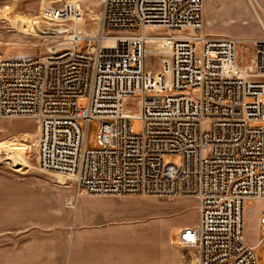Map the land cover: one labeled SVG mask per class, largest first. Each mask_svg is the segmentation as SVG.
Wrapping results in <instances>:
<instances>
[{
    "label": "built area",
    "instance_id": "obj_1",
    "mask_svg": "<svg viewBox=\"0 0 264 264\" xmlns=\"http://www.w3.org/2000/svg\"><path fill=\"white\" fill-rule=\"evenodd\" d=\"M100 7L88 34L80 1L47 3V19L71 22L68 43L40 56H0V119H33L40 169L89 195L193 197L199 220L180 228L179 245L197 249L198 264H259L244 207L264 200V36L207 33L204 0Z\"/></svg>",
    "mask_w": 264,
    "mask_h": 264
},
{
    "label": "rangeland",
    "instance_id": "obj_2",
    "mask_svg": "<svg viewBox=\"0 0 264 264\" xmlns=\"http://www.w3.org/2000/svg\"><path fill=\"white\" fill-rule=\"evenodd\" d=\"M77 1L85 9L80 26L94 34L99 25L100 0ZM259 1L264 6V0ZM48 2L61 6L64 0H0V56H40L54 46L68 43L65 26L71 22L47 19L44 12ZM256 6L253 8L249 0H204L205 31L240 39L263 37L264 10ZM16 18L31 20L35 32L20 30ZM61 24L65 26H58ZM49 26L51 29H46ZM60 29H64V33H58ZM83 47L82 42L79 50ZM80 105H87V99L82 98ZM132 126L139 132L142 121L133 119ZM99 127L98 121L89 124L88 147L97 146ZM35 139L33 119H0V157L14 145L26 141L30 145L28 166L18 170L7 162H0V264H69L72 229L78 223L81 227L104 232L114 229L148 232L153 248L158 249L157 263L153 259L151 264H196L192 260L197 249L173 246L170 242L172 229L173 240L179 239V226L176 225L197 224L199 216L193 197L89 195L78 189L72 179L64 176L65 183H62L59 174L40 169ZM164 160L179 163L181 156L167 154ZM70 196L73 197L72 205L66 202ZM244 208L245 233L247 222L257 233V220L264 209V200H247ZM261 237L264 239L263 230ZM258 238L256 234V241ZM263 250L264 245L257 249L259 264H264Z\"/></svg>",
    "mask_w": 264,
    "mask_h": 264
},
{
    "label": "crops",
    "instance_id": "obj_3",
    "mask_svg": "<svg viewBox=\"0 0 264 264\" xmlns=\"http://www.w3.org/2000/svg\"><path fill=\"white\" fill-rule=\"evenodd\" d=\"M257 1L260 4V1ZM262 8L264 9L263 6ZM61 182L65 183V180ZM66 202L68 205H72L73 197H68ZM176 226H179V231L183 227ZM72 230L69 264H151L153 259L157 263L158 249L156 246L153 248L152 238L146 231L114 229L104 232L92 227H81L79 223ZM257 230L258 232L255 233V227L250 226L247 222L246 238L256 249L264 245V239L261 237L263 229L260 224V213ZM172 231L170 233L171 244L180 246L179 239L176 242L173 240ZM256 234L259 237L257 241ZM193 257L192 261L198 264V251Z\"/></svg>",
    "mask_w": 264,
    "mask_h": 264
},
{
    "label": "bare ground",
    "instance_id": "obj_4",
    "mask_svg": "<svg viewBox=\"0 0 264 264\" xmlns=\"http://www.w3.org/2000/svg\"><path fill=\"white\" fill-rule=\"evenodd\" d=\"M253 5L254 4H252V6ZM253 8H255V7L253 6ZM259 19L261 20L260 17H259ZM16 23L20 27V30L24 29V30H28V32H29V29H30L33 32H35V27L33 25V22L31 20H29V19H26V18H19L18 19V18H16ZM58 26H65V25L61 24V25H58ZM263 26H264V24H263ZM46 29H51V28L49 26V27H46ZM65 30H66L65 31L66 35L69 36L70 33H71V30H72L71 24L65 26ZM82 30L84 32L88 33V34H93V33H90L91 31L88 30V28L82 27ZM57 32L58 33H64V29L57 30ZM92 45H94V43H92ZM244 52H245V50L241 51V53H244ZM26 142H28V141H26ZM26 142L25 143H21L19 145H14L11 148L9 147L10 149L6 148L7 149L6 155L3 156V157H0V162H3V161L7 162L9 165H12L13 167L17 168L18 170L22 169V167H24V166H28V159H27V156H28L27 153L28 152H27V149H28V147L30 145H29V143H26ZM58 177H59V179L61 181L65 180L64 175H58Z\"/></svg>",
    "mask_w": 264,
    "mask_h": 264
}]
</instances>
